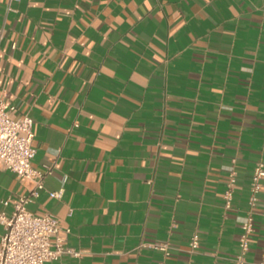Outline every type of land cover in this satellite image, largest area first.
Instances as JSON below:
<instances>
[{
  "label": "crops",
  "instance_id": "1",
  "mask_svg": "<svg viewBox=\"0 0 264 264\" xmlns=\"http://www.w3.org/2000/svg\"><path fill=\"white\" fill-rule=\"evenodd\" d=\"M0 93L51 165L28 208L80 251L44 264H233L264 163V0H0ZM28 185L0 165V209ZM252 217L247 264L264 179Z\"/></svg>",
  "mask_w": 264,
  "mask_h": 264
},
{
  "label": "built area",
  "instance_id": "2",
  "mask_svg": "<svg viewBox=\"0 0 264 264\" xmlns=\"http://www.w3.org/2000/svg\"><path fill=\"white\" fill-rule=\"evenodd\" d=\"M14 105L8 103L0 93V165L28 182L26 192L12 200V210L6 213L0 209V264H44L46 259H58L63 253L79 256L80 251L68 247L61 235L58 218L50 212L34 213L28 204L44 188V179L51 171V165L37 168L32 163L35 154L33 145V119L28 113L11 116ZM264 179V163L254 164L249 181L248 207L240 221L241 232L238 236V253L232 259L233 264H247L246 253L249 248L248 237L252 231L253 207ZM235 181V171L231 170L223 192L224 206L230 205ZM49 195L60 197L62 188L49 190ZM2 205L9 198L0 199ZM65 231H68L66 228ZM198 244L196 232L189 237V250ZM167 253L166 242L157 244ZM255 264H264V240L260 246L259 258Z\"/></svg>",
  "mask_w": 264,
  "mask_h": 264
}]
</instances>
